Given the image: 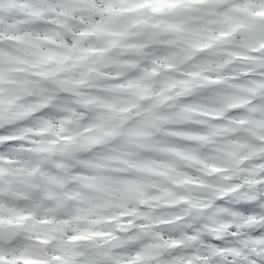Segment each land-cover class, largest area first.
I'll list each match as a JSON object with an SVG mask.
<instances>
[{
    "label": "clouds",
    "instance_id": "obj_1",
    "mask_svg": "<svg viewBox=\"0 0 264 264\" xmlns=\"http://www.w3.org/2000/svg\"><path fill=\"white\" fill-rule=\"evenodd\" d=\"M0 264H264V0H0Z\"/></svg>",
    "mask_w": 264,
    "mask_h": 264
}]
</instances>
